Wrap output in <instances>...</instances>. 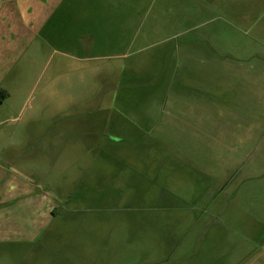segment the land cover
Masks as SVG:
<instances>
[{"label": "rangeland", "instance_id": "rangeland-1", "mask_svg": "<svg viewBox=\"0 0 264 264\" xmlns=\"http://www.w3.org/2000/svg\"><path fill=\"white\" fill-rule=\"evenodd\" d=\"M53 4L0 0V264H264V0Z\"/></svg>", "mask_w": 264, "mask_h": 264}, {"label": "crops", "instance_id": "crops-1", "mask_svg": "<svg viewBox=\"0 0 264 264\" xmlns=\"http://www.w3.org/2000/svg\"><path fill=\"white\" fill-rule=\"evenodd\" d=\"M55 1L56 0H15V3L27 14V16H30L31 19H39L41 23H45L49 16V9L47 6L50 4L54 6L53 2Z\"/></svg>", "mask_w": 264, "mask_h": 264}, {"label": "trees", "instance_id": "trees-1", "mask_svg": "<svg viewBox=\"0 0 264 264\" xmlns=\"http://www.w3.org/2000/svg\"><path fill=\"white\" fill-rule=\"evenodd\" d=\"M0 96H2L3 98L7 97V92L6 91H0ZM2 101V99H0V102Z\"/></svg>", "mask_w": 264, "mask_h": 264}]
</instances>
